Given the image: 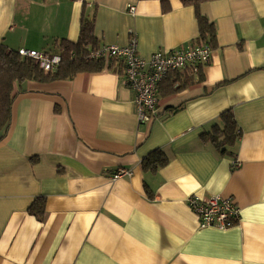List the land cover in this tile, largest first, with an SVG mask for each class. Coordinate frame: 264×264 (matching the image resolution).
<instances>
[{"label":"crops","instance_id":"obj_1","mask_svg":"<svg viewBox=\"0 0 264 264\" xmlns=\"http://www.w3.org/2000/svg\"><path fill=\"white\" fill-rule=\"evenodd\" d=\"M168 2L165 13L162 0H0V44L55 51L79 40L86 18L100 48L135 34L145 59L203 45L196 9ZM199 12L216 30L204 79L193 73L160 99L150 124L138 123L135 92L116 71L18 86L0 141V264H264V0ZM229 111L239 138L221 154L203 136ZM156 150L168 165L144 171ZM119 169L132 175L114 179ZM192 195L232 198L239 223L201 229ZM40 198L42 220L29 212Z\"/></svg>","mask_w":264,"mask_h":264},{"label":"trees","instance_id":"obj_2","mask_svg":"<svg viewBox=\"0 0 264 264\" xmlns=\"http://www.w3.org/2000/svg\"><path fill=\"white\" fill-rule=\"evenodd\" d=\"M217 0H180L185 7H194L197 11V18L200 27V38L203 44L211 47L216 41L215 26L202 16L199 8L202 4ZM163 11L170 12L168 0H162ZM100 48L95 37V22L83 18L80 26L79 40L69 42L67 40L56 44L55 53L62 56L61 65L52 72L46 73L30 58H22L18 51L10 50L4 44H0V141L4 140L11 127L13 119L14 103L17 99V88L28 81L39 83H51L56 81H68L79 74H97L105 69L116 71L124 75V65L121 61L111 59L88 60L91 52ZM192 74V75H191ZM199 80L204 78L199 72ZM193 72L188 70V74L172 73L160 85L159 98H166L187 88L192 82ZM222 125L215 126L212 132L203 136L210 141L221 154L233 153L239 134L237 124L233 114L229 111L222 115ZM231 149V150H230ZM169 159L161 150L152 152L142 162L144 171L157 172L166 167ZM46 202L40 198L29 209L37 219L42 220L45 215Z\"/></svg>","mask_w":264,"mask_h":264},{"label":"built area","instance_id":"obj_3","mask_svg":"<svg viewBox=\"0 0 264 264\" xmlns=\"http://www.w3.org/2000/svg\"><path fill=\"white\" fill-rule=\"evenodd\" d=\"M132 12L134 8L130 9ZM22 58H30L44 72L55 71L62 63V56L53 51L21 49ZM213 50L209 44L179 49L171 52L157 51L150 58L140 56L138 39L131 35L126 47L103 46L89 54L88 60H119L124 65L127 85L135 92V109L139 124H150L159 111V88L161 83L173 72L191 70L199 74L200 69L209 64ZM235 168L239 163L235 162ZM127 169H119L114 179L131 176ZM188 206L198 216L201 229L215 228L227 231L235 227L241 218V208L229 197L213 196L208 199L196 195L189 196Z\"/></svg>","mask_w":264,"mask_h":264},{"label":"rangeland","instance_id":"obj_4","mask_svg":"<svg viewBox=\"0 0 264 264\" xmlns=\"http://www.w3.org/2000/svg\"><path fill=\"white\" fill-rule=\"evenodd\" d=\"M159 100H160V98H159Z\"/></svg>","mask_w":264,"mask_h":264}]
</instances>
